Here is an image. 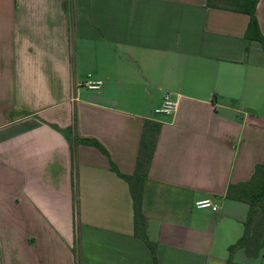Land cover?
<instances>
[{
  "label": "crops",
  "instance_id": "obj_1",
  "mask_svg": "<svg viewBox=\"0 0 264 264\" xmlns=\"http://www.w3.org/2000/svg\"><path fill=\"white\" fill-rule=\"evenodd\" d=\"M230 0H0V264H225L264 163V50ZM256 18L264 38V0ZM87 82L99 83L90 90ZM165 95L172 114H156ZM61 131H70L69 139ZM92 140L100 149L74 139ZM208 199L217 212L197 209ZM233 264H264L243 249Z\"/></svg>",
  "mask_w": 264,
  "mask_h": 264
},
{
  "label": "trees",
  "instance_id": "obj_2",
  "mask_svg": "<svg viewBox=\"0 0 264 264\" xmlns=\"http://www.w3.org/2000/svg\"><path fill=\"white\" fill-rule=\"evenodd\" d=\"M230 2L240 8L238 11L249 17L245 32L246 38L250 41L259 42L264 50V38L259 31L255 14L258 0H230ZM160 128L161 124L157 122L146 121L144 123L136 168L132 176L122 175L113 165L111 166L112 171L129 184L133 202L135 232L149 248L152 264H156L155 245L148 242L145 237V223L141 213L140 182L147 176ZM61 133L69 139L70 131H61ZM73 139L75 143L82 142L104 152L102 147L95 141ZM225 197L246 203L249 208L248 217L244 223L243 235L235 244L229 246L228 252L230 256L225 264H233L231 256L239 249H243L248 257L259 256L264 245V163L255 166L254 172L248 181L229 185Z\"/></svg>",
  "mask_w": 264,
  "mask_h": 264
},
{
  "label": "built area",
  "instance_id": "obj_3",
  "mask_svg": "<svg viewBox=\"0 0 264 264\" xmlns=\"http://www.w3.org/2000/svg\"><path fill=\"white\" fill-rule=\"evenodd\" d=\"M86 87L90 90H96L99 88V83L87 82ZM177 110V102L173 101L169 95H165L163 103L159 109L155 110L156 114H172ZM197 209H209L212 212H217L218 207L214 205L210 200L205 199L195 203Z\"/></svg>",
  "mask_w": 264,
  "mask_h": 264
},
{
  "label": "rangeland",
  "instance_id": "obj_4",
  "mask_svg": "<svg viewBox=\"0 0 264 264\" xmlns=\"http://www.w3.org/2000/svg\"><path fill=\"white\" fill-rule=\"evenodd\" d=\"M263 230H264V228H263ZM243 235V234H242Z\"/></svg>",
  "mask_w": 264,
  "mask_h": 264
}]
</instances>
